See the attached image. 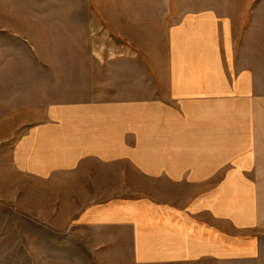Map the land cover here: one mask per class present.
Listing matches in <instances>:
<instances>
[{"label":"crops","instance_id":"crops-1","mask_svg":"<svg viewBox=\"0 0 264 264\" xmlns=\"http://www.w3.org/2000/svg\"><path fill=\"white\" fill-rule=\"evenodd\" d=\"M186 21L138 64L132 47L103 65L86 47L84 63L4 69L0 89L29 90L0 100V120L31 122L8 149L13 180L0 168L1 231L13 206L45 255L60 240L81 264L264 261L258 35Z\"/></svg>","mask_w":264,"mask_h":264},{"label":"rangeland","instance_id":"rangeland-1","mask_svg":"<svg viewBox=\"0 0 264 264\" xmlns=\"http://www.w3.org/2000/svg\"><path fill=\"white\" fill-rule=\"evenodd\" d=\"M205 12L211 14L219 33L258 35L255 45L264 65V0H0V79L12 78L4 69L16 65L84 63L87 48L100 54L96 59L103 65L111 64L121 49L132 47L139 52L138 64L139 50L144 54L164 50V35L172 25L188 24L186 20ZM21 76L32 80L27 72ZM28 90L0 89V100L12 99L14 91ZM43 98L38 94L37 103ZM30 122L0 120V168L6 180H13L9 146ZM6 190L12 192L13 184H6ZM11 207L6 208L4 230H0V264H81L77 249L60 246V240L52 256L45 255V248L36 245L40 241L30 232L28 218L14 216Z\"/></svg>","mask_w":264,"mask_h":264}]
</instances>
